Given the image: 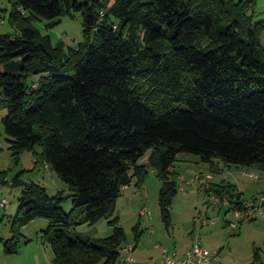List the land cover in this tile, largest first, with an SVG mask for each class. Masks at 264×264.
I'll list each match as a JSON object with an SVG mask.
<instances>
[{"label": "trees", "instance_id": "1", "mask_svg": "<svg viewBox=\"0 0 264 264\" xmlns=\"http://www.w3.org/2000/svg\"><path fill=\"white\" fill-rule=\"evenodd\" d=\"M8 1L0 15L14 29L0 34L8 150L17 163L38 145L34 163L51 169L70 194L49 196L17 174L12 186L21 195L4 253H16L20 228L40 217L48 221L41 236L51 264H115L125 240L116 202L148 171L161 183L157 202L167 226L179 154L198 156L215 174L230 166L264 171V19H254L255 0ZM72 12L84 39L76 48L52 46L33 26L44 20L50 28ZM204 192L227 201V212L246 209L229 182ZM101 218L112 229L103 239L74 231ZM133 230L137 242L139 223Z\"/></svg>", "mask_w": 264, "mask_h": 264}, {"label": "rangeland", "instance_id": "2", "mask_svg": "<svg viewBox=\"0 0 264 264\" xmlns=\"http://www.w3.org/2000/svg\"><path fill=\"white\" fill-rule=\"evenodd\" d=\"M10 6L8 0H0V15L1 11L8 10ZM3 16L0 34L13 33L14 29L7 23V13ZM254 19H264V0H255ZM58 20L50 28H46L47 22L44 20L33 22V26L41 35L49 37L52 46L61 43L66 49L76 48L83 43L78 12L63 15ZM259 39L264 48V31ZM4 70L5 67L1 66L0 71ZM37 80L38 76L29 78V82ZM5 114L6 111L0 109V118ZM6 139L0 121V173H5L4 178H0V199L7 202L5 207H0V264H51L52 250L41 236V230L46 228L48 221L40 217L20 228L23 239L17 244L16 253H4V241L11 237L10 227L21 195V189L12 186V179L19 174L21 182L41 185L49 196L62 192L66 197L70 194L68 187L51 169L40 162L34 163V153L40 152L38 145L33 151L21 153L15 163ZM173 170L176 173L178 192L171 203L168 226L161 219L157 202L161 183L152 171L143 177L139 187L134 186L135 181L128 190L124 191L123 187L114 213L125 237L118 260L128 259L127 264H161L164 250L181 255L186 246L200 237L202 246L216 257V264H264V214L255 215L252 221L237 219L222 204L214 205L196 181V178H211L207 180L209 184L229 182L240 189L242 200L249 204L253 198L264 196V171L230 166L215 174L209 171L207 164L200 162L198 156L189 154H179ZM61 206L64 212H69L71 198H64ZM203 220L208 222L204 226ZM137 223L141 233L136 242L133 228ZM74 231L103 239L111 234L112 229L101 218L93 225H78ZM128 247L134 249L127 251Z\"/></svg>", "mask_w": 264, "mask_h": 264}, {"label": "built area", "instance_id": "3", "mask_svg": "<svg viewBox=\"0 0 264 264\" xmlns=\"http://www.w3.org/2000/svg\"><path fill=\"white\" fill-rule=\"evenodd\" d=\"M3 23V19H0V24ZM47 168V166H45ZM211 177V176H210ZM211 178H196V181L200 184L202 190L208 188L207 180ZM210 200L213 201L214 205L222 204L227 207V201H219L217 198L210 196ZM7 204L5 199H0V207H5ZM246 209L242 210H233L232 213L235 218L241 219L244 217H252L257 214H264V196L256 198L254 202L249 204L245 203ZM225 218V217H223ZM213 221H210L212 223ZM208 222L206 220L202 221V226L206 225ZM234 227V224H231ZM133 249L127 248V251H132ZM128 259L122 258L118 260L115 264H127ZM161 264H216V257L212 256L207 249H205L201 242L200 237L195 238L190 246V248L184 253L182 257H179L176 252L170 253L167 251L162 252V261Z\"/></svg>", "mask_w": 264, "mask_h": 264}, {"label": "crops", "instance_id": "4", "mask_svg": "<svg viewBox=\"0 0 264 264\" xmlns=\"http://www.w3.org/2000/svg\"><path fill=\"white\" fill-rule=\"evenodd\" d=\"M8 10H9V9H8ZM8 10H7V11H8ZM2 24H3V23H2ZM129 186H132V185L130 184ZM129 186H127L128 188L125 187L124 191H125V190H128V189H129ZM238 190H240V189H238ZM190 246H191V244H189L188 246H186L185 249L182 251L181 255L178 254V256H179V257H182V256L184 255V253L190 248Z\"/></svg>", "mask_w": 264, "mask_h": 264}]
</instances>
